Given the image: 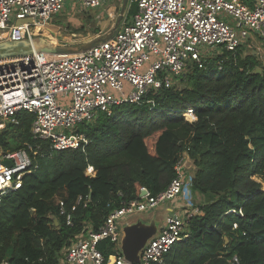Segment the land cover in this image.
<instances>
[{
	"label": "trees",
	"instance_id": "16d2710c",
	"mask_svg": "<svg viewBox=\"0 0 264 264\" xmlns=\"http://www.w3.org/2000/svg\"><path fill=\"white\" fill-rule=\"evenodd\" d=\"M135 11L129 6L126 18ZM55 18L50 24H58ZM189 108L193 122L182 116ZM15 119L17 125L0 133V146L18 151L30 145L37 168L0 204V264H58L84 223L97 230L141 188L163 191L184 152L195 166L191 190L206 201L195 206L189 236L173 245L166 264H233L234 257V264H264V191L252 179L264 176V66L242 48L208 59L171 89L81 124L78 134L87 144L74 151H53L34 140L33 114L19 112ZM88 166L94 177L85 175ZM98 249L111 251L106 242Z\"/></svg>",
	"mask_w": 264,
	"mask_h": 264
},
{
	"label": "built area",
	"instance_id": "2783aa9c",
	"mask_svg": "<svg viewBox=\"0 0 264 264\" xmlns=\"http://www.w3.org/2000/svg\"><path fill=\"white\" fill-rule=\"evenodd\" d=\"M77 1L80 10L90 11L104 8L109 0ZM131 5L136 7L135 13L124 17L110 40L90 50L69 55L33 52L0 59V133L9 124H18L15 116L19 112H28L34 115L30 127L34 140L57 152L77 150L87 144L78 127L93 122L99 113L110 114L114 106L138 104L150 93L173 88L190 70L203 68L208 59L243 48L248 30L264 38V0H129L128 7ZM64 10L65 0H0V43L35 38L61 43L53 41L49 32L44 35L42 28ZM224 17L235 19L239 30ZM67 45L70 43L56 46ZM205 48L211 53H203ZM182 116L189 122L195 120L192 108ZM70 128H76L74 134L58 131ZM25 146L27 149L18 151H4L0 146V204L37 168L29 155L36 152ZM185 157L195 169L184 152L174 168L176 177L163 191L152 195L141 188L136 199L112 209L97 230L84 223L57 263L166 264L165 255L189 236V218L198 213L191 212L181 198L192 170L183 167ZM85 175L94 177L93 167L88 166ZM168 201L173 203L170 214L139 252L138 261L126 260L120 250L124 227ZM59 208L70 225V214L61 201ZM103 242L109 253L98 249ZM232 261L238 262L236 257Z\"/></svg>",
	"mask_w": 264,
	"mask_h": 264
},
{
	"label": "rangeland",
	"instance_id": "374dc122",
	"mask_svg": "<svg viewBox=\"0 0 264 264\" xmlns=\"http://www.w3.org/2000/svg\"><path fill=\"white\" fill-rule=\"evenodd\" d=\"M121 6L122 0H109L105 2L103 6L104 8L102 9L84 11L80 10L81 7L77 0H65V10L62 14L63 16L55 18L56 21L58 20V24H55L54 22L49 24V26H60V28L55 27L60 30H55L56 32L51 37L53 38V41L54 39H57L58 42L70 43V45H78L90 41L97 36L104 34L114 26ZM127 8L125 10V14L127 12ZM224 20L231 27L239 30V28H237L238 22L235 19L224 17ZM35 43L38 44L37 41ZM61 43L55 42L53 45H60ZM246 43L247 44L242 48L243 53L256 57L260 62V65L264 66V38H261L256 33L248 30ZM24 46L25 45L23 44H17L15 47L23 48ZM203 53L210 54L211 52H209L208 48H205ZM183 84H179L177 88L182 87ZM75 129L76 128L60 129L58 131L69 135L74 134ZM193 169L188 172L189 179L190 174L194 171ZM252 179L256 183L260 184L261 190L264 191V176L255 175ZM201 197L203 198L197 199L193 195L189 182L185 184L181 193V198H184V203L189 205L188 208L190 210H192L194 205L203 204L206 201L205 196ZM178 203H181V199L178 200ZM172 206V202H165L150 211L138 215L137 218H140L144 223L154 221L155 224L158 225L159 222L163 221L165 217L170 214L166 209H169Z\"/></svg>",
	"mask_w": 264,
	"mask_h": 264
},
{
	"label": "water",
	"instance_id": "95a60500",
	"mask_svg": "<svg viewBox=\"0 0 264 264\" xmlns=\"http://www.w3.org/2000/svg\"><path fill=\"white\" fill-rule=\"evenodd\" d=\"M128 2L129 0H122V6L114 26L104 34L99 35L90 41L78 45L67 46H56L43 38H35L31 42H3L0 43V59L29 55L33 52L47 53L52 55H69L79 54L90 50L99 44L110 40L114 36L120 24L124 20L125 10L128 6ZM36 41L38 44L35 43ZM17 44H23L25 45V48L15 47ZM7 164L9 165V163ZM156 232L157 225L154 221L144 223L141 219H138L135 223L124 227V237L120 245V250L125 259L130 262H137L139 252L142 250L146 242L156 234Z\"/></svg>",
	"mask_w": 264,
	"mask_h": 264
},
{
	"label": "bare ground",
	"instance_id": "6f19581e",
	"mask_svg": "<svg viewBox=\"0 0 264 264\" xmlns=\"http://www.w3.org/2000/svg\"><path fill=\"white\" fill-rule=\"evenodd\" d=\"M54 27V28H53ZM42 29H44V35H46L48 32L51 34V36L52 35H54V33L57 31V30H60V29H58V28H55V26H49V25H47V26H44ZM56 30V31H55ZM35 32H37V29L35 30ZM53 39V38H52ZM185 161L186 162H184V165H183V167L185 168H189V169H192V166H191V163H190V161L185 157ZM88 172H90L89 170H88Z\"/></svg>",
	"mask_w": 264,
	"mask_h": 264
},
{
	"label": "crops",
	"instance_id": "0c3cea01",
	"mask_svg": "<svg viewBox=\"0 0 264 264\" xmlns=\"http://www.w3.org/2000/svg\"><path fill=\"white\" fill-rule=\"evenodd\" d=\"M125 16H126V14H125ZM53 28H54V27H53ZM193 195H194L197 199H198V198H200V199L203 198V197H201L202 195H200V194L198 195L196 192H195V193L193 192ZM183 199H184V198H183ZM188 209H189V208H188ZM166 210L169 212V209H168V208H167ZM194 210H197V209L195 208V205H194V207L192 208V210H190V211L193 212ZM164 220H165V219H164ZM164 220L158 223V225H157V232H158V230L160 229V227L163 225ZM157 232H156V233H157ZM152 237H153V236H152Z\"/></svg>",
	"mask_w": 264,
	"mask_h": 264
}]
</instances>
